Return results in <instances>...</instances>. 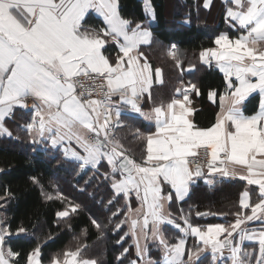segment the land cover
Here are the masks:
<instances>
[{
    "label": "snow or ice",
    "instance_id": "6c2138e0",
    "mask_svg": "<svg viewBox=\"0 0 264 264\" xmlns=\"http://www.w3.org/2000/svg\"><path fill=\"white\" fill-rule=\"evenodd\" d=\"M211 3L205 0L204 7ZM224 3L226 19L238 35L230 38L221 33L214 41L216 47L199 54L205 65L214 61L226 81L218 97L215 122L200 127L191 118L196 109L190 92L200 94L195 84L177 88L180 98L154 106L150 113L142 111L141 101L152 100L153 76L162 82V70L153 69L141 51L142 45L151 44L152 32L143 23L133 25L124 18L120 0H0V137L13 136L5 121L13 117L17 107L30 108L31 120L22 130L32 137L33 144L50 142L52 148L62 150L66 160L78 162L81 170L91 166L98 171L101 161H106L110 171L104 176L114 192L108 203L121 195L125 200V208L112 213L118 216L125 212L115 227L128 225L124 236L133 237L141 261L148 252L142 237L157 242L163 254L159 264H203L201 254L205 251H210L213 264L218 260L221 264H264V0ZM143 6L145 17L154 20L152 0H143ZM92 12L102 17L104 27L86 25ZM110 44L118 49L113 59L108 52ZM177 52L172 45L168 54L179 67ZM254 93L259 95L258 111L246 115L242 105ZM209 99L215 103L217 92L211 91ZM124 108L155 121V132L135 130V139L142 142L139 162L115 135L123 126L120 118ZM205 169L209 185L225 177L246 181L239 210L233 213L235 220L202 228L190 221L189 212L181 216V227L170 212L165 214V203L174 197L183 201L194 178L205 176ZM30 180L40 185L38 177ZM40 187L46 200L64 205L56 212L58 221L67 222L81 210L80 204L67 200L55 186L53 192ZM132 197L140 202L139 208L131 207ZM10 198L8 189L0 195V201ZM6 220L0 219V264H45L41 243L23 255L11 247L13 239L21 233L27 235L28 230L23 226L12 229ZM250 221H260L262 227H244ZM90 222L101 230L96 219ZM163 224L174 225L183 236L170 244L161 230ZM87 231L83 229L82 235ZM189 236L202 246L189 249L185 259ZM246 242L256 247L249 249ZM87 247L65 248L47 264H98L97 259L85 255ZM127 251L125 248L117 259ZM146 264L157 262L149 259Z\"/></svg>",
    "mask_w": 264,
    "mask_h": 264
},
{
    "label": "trees",
    "instance_id": "16d2710c",
    "mask_svg": "<svg viewBox=\"0 0 264 264\" xmlns=\"http://www.w3.org/2000/svg\"><path fill=\"white\" fill-rule=\"evenodd\" d=\"M152 3L156 16L151 23V30L156 42L146 52L152 62L160 65L164 71L160 101H171L175 98L176 89L184 82H194L200 93V105L194 120L198 126L208 127L215 122L218 97L223 94L226 81L220 69L213 63L211 66L203 64L199 54L206 48L216 47L214 41L221 33L236 37L237 29L227 25L226 5L222 0H214L209 9L204 7V0H152ZM120 10L124 18L133 21V25L149 22V18L145 17L143 0H120ZM90 22L98 28L103 27V21L93 14L85 21L86 24ZM172 45L183 51V55L177 54V59L181 61L179 67L168 54ZM210 91L217 92L215 106L209 102ZM258 106L259 95L255 93L245 102V114H255ZM28 116V112L19 110L13 120L17 126L13 136L0 137V168L4 169L0 172V195H4L5 189L12 193V198L0 201V205H3L0 207V218L7 217L5 222L12 229L23 226L28 230L27 235L21 233L20 237L14 238L11 247L23 255L39 242L43 245L45 264L65 248L85 244L88 245L84 250L85 255L97 259L98 264H131L133 260L137 264H146L149 259L158 264L162 260V251L156 243L149 244V254L147 252L145 260L141 261L136 255L133 237L130 234L124 236V233L129 232L128 225L116 229V223L124 219L125 212L121 211L118 216H112V213L124 209L125 200L121 195L112 204L108 203L113 199L114 192L110 180L104 176L110 171L107 162H102L98 171L92 167L81 170L78 162L66 160L59 149L42 143L33 144L28 133L22 130V124ZM127 146L129 149L133 147ZM135 147L142 148V142ZM32 176L39 178L45 192H53L55 186L67 200L80 204L81 210L67 222L58 221L56 212L62 210L64 205L58 200H46L40 185L30 180ZM203 178H209L207 171ZM245 187L246 181L239 179L225 177L213 185L202 179L193 185L189 196L182 203V214L191 212L190 221L202 227L234 222L233 213L239 210V198ZM244 211L246 214L250 212ZM197 212L216 215L197 216ZM91 219H96L102 225L101 230L95 229ZM177 222L183 224V220L177 219ZM85 228L88 231L83 236L82 230ZM163 232L170 244L182 237V233L171 225H165ZM49 236L52 238L47 239ZM193 240V237L188 240L186 255L189 249L197 247ZM125 248L128 249L127 253L118 260ZM201 261L203 264H213L210 251L201 254ZM196 264H200V261Z\"/></svg>",
    "mask_w": 264,
    "mask_h": 264
},
{
    "label": "crops",
    "instance_id": "0c3cea01",
    "mask_svg": "<svg viewBox=\"0 0 264 264\" xmlns=\"http://www.w3.org/2000/svg\"><path fill=\"white\" fill-rule=\"evenodd\" d=\"M213 2H214V0H212V3H211V6H212V4H213ZM224 2V0H222V3ZM204 4H205V0H204ZM210 6V7H211ZM209 7V8H210ZM209 8H207V9H209ZM90 14H93V15H95L96 17H98V18H100L101 20H102V17H100V16H98L95 12H92V13H90ZM89 14V15H90ZM88 15V16H89ZM87 16V17H88ZM87 17H86V19H87ZM103 21V20H102ZM149 21V22H148ZM147 22V24L145 23V24H143V26L144 27H146V28H148V30L149 31H151L152 32V30H151V23L152 22H154L155 21V19L154 20H148ZM225 21H226V23H227V25L229 26V27H231L230 26V21L229 20H227L226 19V13H225ZM87 26H90V27H93V28H97L98 29V27L96 26V25H94V24H92L91 22L89 23V24H86ZM103 27H104V24H103ZM100 28H102V27H100ZM231 28H233V27H231ZM233 29H235L236 30V28H233ZM153 34V33H152ZM231 38V37H230ZM234 38H236V37H234ZM156 42V40H155V38H154V35H152V42H151V44L150 45H142L141 46V51H143V53H144V56L145 57H147V60H148V62L152 65V67H153V69H156V68H160L161 70H162V77H161V80H162V82H158L157 81V78L155 77V75L153 76V84H152V87H151V94H152V100L151 101H148L147 99H145V100H143V101H141V108H142V111H144L145 113H150L151 112V110H152V108L154 107V106H159L160 104H164V105H166L167 103H170L171 101H169V102H161L160 101V97H161V86H162V84L164 83V81H165V77H164V71H163V68L160 66V65H155L153 62H152V60L150 59V57L148 56V54H147V52H146V50L153 44V43H155ZM111 46H112V48H111ZM113 47H115V50H114V48ZM114 50V51H113ZM108 52L111 54L110 55V59H113L116 55H117V52H118V49H117V47L114 45V44H110L109 46H108ZM177 54L179 55V56H181V55H183V51H181V50H178V52H177ZM202 62V61H201ZM203 63V62H202ZM204 64V63H203ZM213 64H215V62L213 61ZM180 65H181V63H180ZM216 65V64H215ZM207 66H209V65H207ZM219 68V67H218ZM223 73V72H222ZM224 74V73H223ZM235 78L233 77V80H234ZM185 84L184 85H182L180 88H186V87H189V85L190 84H195L194 82H190V81H187V82H184ZM196 85V84H195ZM196 87H197V85H196ZM211 92V91H210ZM209 92V93H210ZM216 92V91H215ZM255 94V93H254ZM175 98H180L179 97V94L176 92V95H175ZM192 101H193V104H192V107L193 108H195L196 109V111H197V109H198V107H199V105H200V94L199 95H196V93L195 92H190V97H189ZM114 99H116L115 97H114ZM247 101V100H246ZM246 101H244V103H243V105H242V108H243V110H244V106H245V102ZM209 102L212 104V105H216V102H217V100H216V102L214 103L211 99H209ZM19 110L20 111H22V110H24L25 112H28L29 113V116H28V118H27V120L22 124V126L23 125H25L26 123H28V122H30V120H31V115H32V113H31V111H30V109H23V108H19V107H17L15 110H14V115H13V117L12 118H7L6 119V121H5V126L12 132V133H14L15 132V130H17V126H16V124H15V122L13 121L17 116H18V114H19ZM196 111H195V113H196ZM219 112V108H218V110H217V113ZM126 113V114H125ZM195 113H194V115H195ZM194 115L191 117L192 119H193V121L195 122V120H194ZM247 115V114H246ZM121 121L123 122V126L121 127V128H119V129H117L116 130V133H115V135L117 136V138H119L120 139V141H121V143L124 145V147L128 150V154H130L134 159H136V160H138V162H139V160H140V158H141V153H142V148H140L139 149V147L137 148V147H135L136 146V144H139V142H141V141H138V140H136L135 139V136H134V134H135V130L136 129H139V131L141 132V133H144V134H149V133H152V132H155L156 131V128H155V121L154 120H149V119H145L143 116H141L139 113H134V112H132L130 109H128V108H124L123 110H122V115H121ZM30 138H31V140H32V137L30 136ZM42 144H44V145H47V146H49V147H51V145H50V142L49 143H44V142H41ZM127 145H130V146H133V147H131L130 149L128 148V146ZM74 147H75V145H73ZM52 148V147H51ZM53 149H59L60 151H62L59 147H57V148H53ZM78 151H80V149H77ZM81 154H83V152H81ZM102 162H104V161H101V163ZM101 163H100V165H101ZM99 165V166H100ZM98 166V167H99ZM109 166V165H108ZM87 167H91V166H87ZM109 170H110V167H109ZM228 178V177H227ZM195 179V183H197L198 181H201L202 179L204 180V182H206L207 183V180L208 179H210V177L209 178H203V177H200V178H194ZM230 179H233V178H230ZM235 179H239V178H235ZM240 180V179H239ZM195 183H193L192 185H191V188H190V192H191V189H192V187H193V185L195 184ZM213 185V184H212ZM255 187H257V186H255ZM190 192H189V194H190ZM189 194H188V196H189ZM188 196H186L185 197V199L183 200V201H177L176 199H175V197L173 198V200H172V202L171 203H168V202H166L165 203V207H164V212H165V214H167V213H171L172 214V217L173 218H175V221H176V223H178L177 222V219L178 220H181L182 221V219H181V216L182 215H184V214H182V212H181V209H182V203L187 199V197ZM130 204H131V207L133 208V209H136V208H139L140 207V202L135 198V197H132L131 199H130ZM248 214H250V212L248 213ZM1 219V218H0ZM179 224V223H178ZM255 224H260V226H256V227H254L253 225H255ZM165 225H169V224H163V225H161V230H162V232H163V229H164V226ZM171 226H174V225H171ZM184 226V223L181 225V227H183ZM175 227V226H174ZM202 227V226H201ZM244 227H247V228H249V229H256V230H259L261 227H262V224H261V222L260 221H250V222H248L246 225H244ZM129 228V227H128ZM203 228V227H202ZM163 235H164V237H165V234H164V232H163ZM235 235V234H234ZM182 236H183V234H182ZM191 236H189L188 238H187V243H188V240H189V238H190ZM166 238V237H165ZM167 239V238H166ZM193 241H195L196 242V244H197V246H202L201 244H200V242L198 241V239L197 238H195V237H193ZM156 243L157 244V242L155 241V240H153V239H149V240H147V241H144L143 240V238L141 237V243L143 244V243H147V245H148V254H149V244L150 243ZM246 247L247 248H249V249H251V248H253V247H256V245L253 243V242H246ZM186 248H187V244H186ZM163 255V254H162ZM162 255H161V258H162ZM225 255H227V251L225 252ZM185 259H187V255L185 254ZM219 261V260H218ZM159 264V263H158ZM219 264H221V262L219 261Z\"/></svg>",
    "mask_w": 264,
    "mask_h": 264
},
{
    "label": "built area",
    "instance_id": "2783aa9c",
    "mask_svg": "<svg viewBox=\"0 0 264 264\" xmlns=\"http://www.w3.org/2000/svg\"><path fill=\"white\" fill-rule=\"evenodd\" d=\"M28 103H29V105H31L32 101H31V100H29V101H28ZM29 109H30V108H29ZM205 171H206V169H205Z\"/></svg>",
    "mask_w": 264,
    "mask_h": 264
}]
</instances>
